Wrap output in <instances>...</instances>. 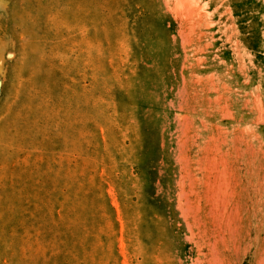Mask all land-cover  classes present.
Segmentation results:
<instances>
[{
	"label": "rangeland",
	"instance_id": "374dc122",
	"mask_svg": "<svg viewBox=\"0 0 264 264\" xmlns=\"http://www.w3.org/2000/svg\"><path fill=\"white\" fill-rule=\"evenodd\" d=\"M0 264H264V0H0Z\"/></svg>",
	"mask_w": 264,
	"mask_h": 264
},
{
	"label": "bare ground",
	"instance_id": "6f19581e",
	"mask_svg": "<svg viewBox=\"0 0 264 264\" xmlns=\"http://www.w3.org/2000/svg\"><path fill=\"white\" fill-rule=\"evenodd\" d=\"M223 169H224V168H223ZM223 169H222V170H223ZM220 172H221V171H220ZM222 173H223V171H222ZM221 175H222V174H221ZM223 182H224V181H223ZM216 185H217V184H216ZM224 185H225V184H224ZM217 189H218V188H217ZM225 189H226V188H225ZM220 193H221V191H220ZM209 197H210V196H209ZM220 198H221V197H220ZM227 200H230V198L227 197ZM215 201H216V200H215ZM181 202H182V201H181ZM214 207H215V206H214ZM222 208H223V207H222ZM223 210H224V209H223ZM228 210H229V209H228Z\"/></svg>",
	"mask_w": 264,
	"mask_h": 264
}]
</instances>
